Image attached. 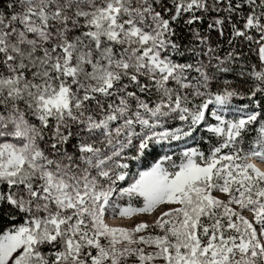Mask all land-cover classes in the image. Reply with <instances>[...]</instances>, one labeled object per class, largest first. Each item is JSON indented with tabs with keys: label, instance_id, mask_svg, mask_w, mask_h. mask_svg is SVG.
Returning a JSON list of instances; mask_svg holds the SVG:
<instances>
[{
	"label": "snow or ice",
	"instance_id": "obj_1",
	"mask_svg": "<svg viewBox=\"0 0 264 264\" xmlns=\"http://www.w3.org/2000/svg\"><path fill=\"white\" fill-rule=\"evenodd\" d=\"M0 264H264V0H0Z\"/></svg>",
	"mask_w": 264,
	"mask_h": 264
}]
</instances>
